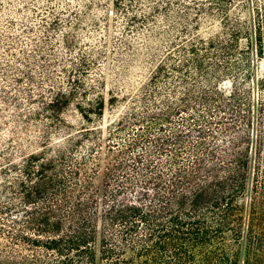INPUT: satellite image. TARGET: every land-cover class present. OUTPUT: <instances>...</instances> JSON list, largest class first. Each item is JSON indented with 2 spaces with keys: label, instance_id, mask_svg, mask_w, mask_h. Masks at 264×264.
<instances>
[{
  "label": "rangeland",
  "instance_id": "1",
  "mask_svg": "<svg viewBox=\"0 0 264 264\" xmlns=\"http://www.w3.org/2000/svg\"><path fill=\"white\" fill-rule=\"evenodd\" d=\"M261 20L264 0H0V227L22 215L13 166L59 150L89 160L102 146L93 179L101 190L110 145L147 123L168 128V107L181 111L172 125L185 124L184 150L202 139L208 162H226L216 158L228 141L219 107L233 89L253 104L264 93V55L245 37ZM57 93L67 102L54 114L47 105ZM100 98L103 114L84 118L79 106ZM0 243L16 247L2 235ZM232 255L227 246L223 264Z\"/></svg>",
  "mask_w": 264,
  "mask_h": 264
},
{
  "label": "trees",
  "instance_id": "2",
  "mask_svg": "<svg viewBox=\"0 0 264 264\" xmlns=\"http://www.w3.org/2000/svg\"><path fill=\"white\" fill-rule=\"evenodd\" d=\"M245 37L262 57L264 20ZM257 86L264 90V77ZM66 102L67 95L57 93L47 110L57 114ZM223 103L227 110L218 112L228 141L216 158L226 162H208L202 139L184 150L185 124L172 125L181 111L168 107L162 114L168 128L147 123L131 139L110 145L101 190L93 179L102 146L89 160L59 150L13 166L23 209L20 219L0 227L16 246L8 251L0 243V264H215V241L218 264L227 246L230 264L241 257L243 264H264V93L253 104L245 91L233 89ZM84 108V118L103 114V100ZM88 161L93 173L85 170Z\"/></svg>",
  "mask_w": 264,
  "mask_h": 264
}]
</instances>
